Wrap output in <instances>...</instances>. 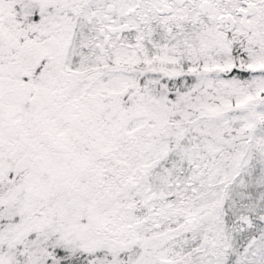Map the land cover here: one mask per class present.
Here are the masks:
<instances>
[{"label":"snow or ice","instance_id":"snow-or-ice-1","mask_svg":"<svg viewBox=\"0 0 264 264\" xmlns=\"http://www.w3.org/2000/svg\"><path fill=\"white\" fill-rule=\"evenodd\" d=\"M0 264H264V0H0Z\"/></svg>","mask_w":264,"mask_h":264}]
</instances>
